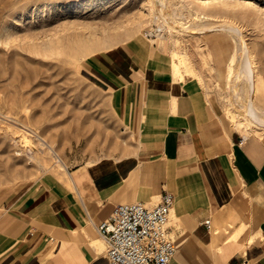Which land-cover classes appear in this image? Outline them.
<instances>
[{
    "label": "crops",
    "instance_id": "obj_1",
    "mask_svg": "<svg viewBox=\"0 0 264 264\" xmlns=\"http://www.w3.org/2000/svg\"><path fill=\"white\" fill-rule=\"evenodd\" d=\"M154 50L124 43L84 63L86 79L114 98L129 142L120 156L67 167L55 187L2 193L0 264H107L98 227L115 206L152 207L166 192L181 251L171 264H198L187 258L194 248L199 264H264V138L233 129L200 75L175 76L174 60L167 70L150 61Z\"/></svg>",
    "mask_w": 264,
    "mask_h": 264
},
{
    "label": "rangeland",
    "instance_id": "obj_2",
    "mask_svg": "<svg viewBox=\"0 0 264 264\" xmlns=\"http://www.w3.org/2000/svg\"><path fill=\"white\" fill-rule=\"evenodd\" d=\"M101 1L0 0V195L34 182L55 187V178L61 179L47 151H41L47 169L32 161L31 147L42 149L39 139L54 145L71 168L124 153L121 146L129 141L114 98L82 71L94 54L124 43H139L143 50L154 46L150 61L165 64V70L173 60L187 59L182 71L189 67L200 74L233 129L264 138V126L242 108L249 87L236 78L246 54L259 83L251 97L264 109V0ZM226 23L237 27L240 37L220 28ZM163 24L173 41L168 34L155 38ZM201 26L207 29L200 32ZM154 40L177 50L176 60ZM176 246L179 254L177 239ZM193 250L189 260L206 259L199 248Z\"/></svg>",
    "mask_w": 264,
    "mask_h": 264
},
{
    "label": "built area",
    "instance_id": "obj_3",
    "mask_svg": "<svg viewBox=\"0 0 264 264\" xmlns=\"http://www.w3.org/2000/svg\"><path fill=\"white\" fill-rule=\"evenodd\" d=\"M174 201L166 192L152 207L141 202L116 205L98 227L107 264H171L177 254L176 236L169 226Z\"/></svg>",
    "mask_w": 264,
    "mask_h": 264
},
{
    "label": "bare ground",
    "instance_id": "obj_4",
    "mask_svg": "<svg viewBox=\"0 0 264 264\" xmlns=\"http://www.w3.org/2000/svg\"><path fill=\"white\" fill-rule=\"evenodd\" d=\"M154 1H159V3L161 5H164V3H165V5H167L170 0H154ZM102 3H105V1H103ZM162 12H163V8H161V10H160V13H162ZM226 24L227 25H223V24L222 25L218 24V25H220V28L223 29V31H225V30H226V32L229 31V33L236 34V35H238V37H240V30L237 27L231 26L228 23H226ZM164 27H165V24H163V26L159 28V31L160 32H158L156 35H154L155 38L157 37L158 39L165 40L166 34H168V32L167 33H163ZM198 27H200V26H198ZM205 27L206 28H203V27L200 28V32H201V29H202V31L204 29H207V26H205ZM185 28H188V27H185ZM197 29L199 30V28H197ZM208 29H209V27H208ZM173 36H174L173 33L171 31H169L168 39L173 41V39H174ZM240 41H241V39H240ZM241 42H243V41H241ZM176 45H177V43H176ZM243 46H244V43H243ZM246 50L248 51V49H246ZM244 52L246 53L245 48H244ZM178 55H179V52L177 50H175V49H172V57L175 59L176 57H178ZM242 55H244V53H242ZM179 58H180V56H179ZM241 61H242L241 62V68L239 69V71H238L239 73L236 76V78H237V80H245L246 85H248V87H249L248 88L249 89V93H247V94H249V96H246V100H245L246 102L243 101L246 104L244 106L242 105V108L244 107L245 112H246V116L253 123H255L256 125H258L259 127H263L264 126V109L263 108H260L258 106L257 101H253L252 100L251 93H250L251 91L257 92V87H258V84L259 83L257 82V80H255L256 71H255L254 67L252 66V60L249 59L246 54L243 56V58H241ZM187 63H188V60L187 59L186 60L184 59L183 62L181 61L179 63L176 62V61H174L173 62V72H174V75L175 76L183 77L182 74L186 72V73H188L190 75H193L195 77H199L200 74H198V72L196 70L191 69L188 66H187L188 67L187 68L188 69L187 71H185V72L182 71V67L183 66H181V65H186ZM234 87H235V85H234ZM234 87H233V91L235 90V93H234L235 98L238 99V98L242 97L241 96L240 89L237 90L238 89L237 88L238 85L236 86V88H234ZM243 102H241V103H243ZM39 141H40V145H41L42 149H40V146H39V149H37L34 146L33 147L30 146L31 147V150L30 151L35 152L34 153V156H31L32 161H35L36 164L40 166V168H46L47 169V167L45 166V162L46 161L43 158V156H41V153H42L41 151H43V152L44 151H47L48 153H50L53 156V159H54V162H55V166L58 169V175H59V177L64 180L66 178V170H67V167L65 166L64 162L62 161L60 151L57 150L54 145L49 144L48 141H45L44 139H39ZM21 154H22V152H21ZM46 159H48V158H46ZM99 244L103 247V243L102 242L99 241Z\"/></svg>",
    "mask_w": 264,
    "mask_h": 264
}]
</instances>
